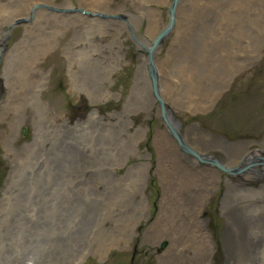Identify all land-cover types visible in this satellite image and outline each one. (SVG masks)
Instances as JSON below:
<instances>
[{"label":"rangeland","instance_id":"374dc122","mask_svg":"<svg viewBox=\"0 0 264 264\" xmlns=\"http://www.w3.org/2000/svg\"><path fill=\"white\" fill-rule=\"evenodd\" d=\"M171 1L0 0V264H159L170 239L146 241L145 231L169 175L193 170L187 161L168 167L177 149L161 158L159 139L169 133L140 63L147 53L141 42L165 28ZM178 5L153 55L163 99L184 131L194 125L201 138L241 142L244 153L241 140L258 148L264 0ZM113 37L122 40L120 50ZM99 52L105 59L98 63ZM103 97L93 111L90 102ZM11 130L10 146L3 138ZM186 135L224 166L235 164L227 151ZM200 164L199 172L218 178L199 213L213 245L209 264H264L262 173L233 177Z\"/></svg>","mask_w":264,"mask_h":264},{"label":"bare ground","instance_id":"6f19581e","mask_svg":"<svg viewBox=\"0 0 264 264\" xmlns=\"http://www.w3.org/2000/svg\"><path fill=\"white\" fill-rule=\"evenodd\" d=\"M178 6L179 5H177V7ZM129 16L131 15L129 14ZM125 18H127V16H125ZM175 19H176V15H175ZM158 34H155L153 38H155ZM112 41L118 46L119 50L120 48H122L123 43L119 37L117 38L113 37ZM141 43L143 46L142 47L143 50H146L147 48H149L151 44L149 42H143V41ZM110 44H111L110 51L111 53H113L115 44L113 43H110ZM114 54L116 55V52ZM115 55L111 54V56H115ZM139 58H141L140 55H139ZM103 59H105V54H101L100 52L98 53V55H96V57H94L95 62L102 61ZM152 61H153L152 63L154 64L155 73L157 76L158 95H159V98L165 104V111H166L165 115H167V120L169 124L172 125L174 129L179 133V135L182 137L186 145H189L191 148H193V151H195L197 155H200L202 157H207V158L209 156V158H214L219 161V159L216 157V154H211L210 150L208 151L209 153L204 152L196 148L192 143H189L190 140L188 139L186 134L188 132L193 133L196 139L200 141V145L202 148L204 147V144H205L206 146H209V147H218L222 151H227L228 156L234 159L235 164H232L229 167H226L223 165V163H221L220 161L219 162L221 163V165L229 169H232L233 167L239 168L237 171L231 172V175L233 177H240V175L247 176V174L245 173H247V171H249L250 169L255 168L256 171L262 173V176H259V178H264V172L262 171L264 167H262L263 166L262 164L261 166L258 165V163L262 162L261 159L264 158V150L263 148H261L260 141L256 142L257 145L259 146L257 148L255 146H252L251 141L249 142L247 140H241L246 143V147H247L246 153H244L243 150L242 152L239 151V148L245 147V144L241 142L225 143L220 140L221 138L219 136H216V135H213V138H214L213 140H211V138L208 135L205 138H201L203 134L199 132L197 130V126H194V125L190 127H186V131L181 129L180 121L176 119V117L173 115L174 112L173 114L171 113V110L169 108L170 105L168 106V104H166L167 103L166 100H164L162 97L161 74L159 73L156 67V61L154 63V57L152 58ZM147 62H148L147 53L143 52L140 63H142L144 66V74H143L144 78L147 75V71H148ZM35 65H36V62H35ZM148 75H149V71H148ZM150 88L152 90L151 85H150ZM0 89H1V86H0ZM152 93H153V90H152ZM153 98H154V102L158 103L154 95H153ZM105 99L106 97H103L102 99L91 101L90 103L93 106L92 107L93 111L96 112L98 110L97 109L98 103L103 102ZM159 108L160 107L158 105V110L161 113V110ZM94 114L95 113L89 114L87 120L93 117ZM60 115L64 117V119L62 120L66 122L69 121L68 116H66L64 113L60 112ZM91 122L92 121H90V123ZM165 124L166 123L164 122V125ZM165 128H166V125H165ZM166 130H167V133H169V135L166 136L167 134L164 133V135L160 136V139H159V142L161 143V158L163 157V153H164V158L169 157L170 156L169 151L172 152V156H173L174 150L177 149V152L179 153L178 157H173L172 160L168 162V167H171L170 165H173V167H178V166L183 165L185 161H187V164L189 163L192 166L193 170L192 171L186 170L184 173L173 172L171 173V175H169L171 179L168 180V187H165L164 188L165 190L163 189L164 196L162 195L163 197L161 198V202H160L161 209H159L160 212L158 216L156 217L155 221L149 227V229L145 231L146 232L145 239L146 241H151V242L152 241L156 242L158 237H168L170 239V245L168 249L164 251L160 257L159 256L157 257L159 264H184L187 262H190V264H209V260L211 258V255L213 254L212 253L213 245H211L210 243V237L208 233H206L207 230L204 229L206 225V221H203L204 231L201 229L203 224L200 219L199 213H200V207L202 206L203 200L205 196L207 195L206 193L212 188V183L217 184L218 178L213 177L206 172L204 173L199 172L198 165L201 163V161L196 158L200 162L199 163L196 160L198 162L197 163L193 159H191L189 156H187L186 154H183L182 152H180L178 150V147L176 146L177 144L175 143L177 141L175 140V138L171 137L172 135L169 132L168 128L165 129V131ZM8 133L9 134L3 138V141L4 143H7V145L8 144L12 145L13 144L12 141L14 140L16 135L12 133V130ZM169 136L172 139H174L175 142ZM263 142L264 141H262V144ZM260 148H261V151H260ZM219 152L223 154L221 151ZM255 157L257 158L254 159ZM240 158L241 160L237 162L238 159ZM200 168L204 169L205 167L200 166ZM213 168H217V167L214 166ZM217 170L221 171L220 168H217ZM250 176H251L250 178H257L255 176H252V174ZM143 199L146 200V196L144 193H143ZM148 207L146 208L145 213H147ZM228 232L229 230L227 231V233ZM227 233L225 235L226 239L223 238L224 247H225L224 256L226 259L229 258V256L227 255H229L230 253L231 244H232V239L229 235H227ZM225 241H226V246H225ZM249 249L251 248L244 246L241 249V251H246ZM226 252H228V254ZM26 264H29V263H26ZM224 264H227V260L225 261Z\"/></svg>","mask_w":264,"mask_h":264},{"label":"water","instance_id":"95a60500","mask_svg":"<svg viewBox=\"0 0 264 264\" xmlns=\"http://www.w3.org/2000/svg\"><path fill=\"white\" fill-rule=\"evenodd\" d=\"M180 0H172L169 4V21L167 23V25L165 26L164 29H162L160 31V33L154 38V40L152 41V43L150 44L149 48L146 49L147 52V64H148V71H149V77L151 80V86H152V90H153V95L155 96V98L157 99L158 105L160 107L161 110V120L162 122L166 123V127L168 128L169 132L171 133V135L175 138V140L178 143V146L180 147V149L187 153L190 154L196 158H198L201 163H208L214 165L217 168H220V170L226 174H231V172L233 171H237L239 168H233V169H228L226 167H224L223 165H221V163L214 159V158H208L207 157H202L200 155H197V153L195 151H193L192 149H190L186 143L183 141L182 137L179 135V133L174 129V127L172 125L169 124L168 120H167V115L166 111H165V104L164 102L159 98L158 95V86H157V76L155 73V68H154V64L152 63V58H153V54L157 47L160 45V43L162 42V40L165 39V37L168 35V33L171 31V29L174 26V22H175V15H176V9L177 5L179 4ZM262 162L264 163V158L261 159Z\"/></svg>","mask_w":264,"mask_h":264},{"label":"flooded vegetation","instance_id":"af4514ba","mask_svg":"<svg viewBox=\"0 0 264 264\" xmlns=\"http://www.w3.org/2000/svg\"><path fill=\"white\" fill-rule=\"evenodd\" d=\"M260 141H262V140H260ZM260 145H261V148H262V143L260 142ZM261 148H260V151H261Z\"/></svg>","mask_w":264,"mask_h":264}]
</instances>
